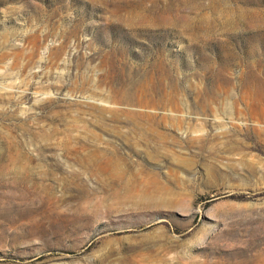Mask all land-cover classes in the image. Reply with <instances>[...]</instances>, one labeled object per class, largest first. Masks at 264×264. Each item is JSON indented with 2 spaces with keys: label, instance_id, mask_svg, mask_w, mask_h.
<instances>
[{
  "label": "rangeland",
  "instance_id": "obj_1",
  "mask_svg": "<svg viewBox=\"0 0 264 264\" xmlns=\"http://www.w3.org/2000/svg\"><path fill=\"white\" fill-rule=\"evenodd\" d=\"M0 264H264V0H0Z\"/></svg>",
  "mask_w": 264,
  "mask_h": 264
},
{
  "label": "bare ground",
  "instance_id": "obj_2",
  "mask_svg": "<svg viewBox=\"0 0 264 264\" xmlns=\"http://www.w3.org/2000/svg\"><path fill=\"white\" fill-rule=\"evenodd\" d=\"M150 119V118H149ZM167 119V118H166ZM171 119V118H170ZM175 120V119H174Z\"/></svg>",
  "mask_w": 264,
  "mask_h": 264
}]
</instances>
